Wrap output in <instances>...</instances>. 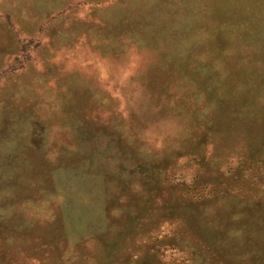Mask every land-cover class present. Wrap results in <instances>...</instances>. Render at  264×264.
<instances>
[{
    "label": "rangeland",
    "instance_id": "1",
    "mask_svg": "<svg viewBox=\"0 0 264 264\" xmlns=\"http://www.w3.org/2000/svg\"><path fill=\"white\" fill-rule=\"evenodd\" d=\"M0 264H264V0H0Z\"/></svg>",
    "mask_w": 264,
    "mask_h": 264
},
{
    "label": "trees",
    "instance_id": "2",
    "mask_svg": "<svg viewBox=\"0 0 264 264\" xmlns=\"http://www.w3.org/2000/svg\"><path fill=\"white\" fill-rule=\"evenodd\" d=\"M218 21L219 22H216V18H213V25L210 26V29L208 28V31H207V29H205L203 34H205L206 36H213L214 34H213V32H211V29H212V30H216V31L218 30L221 32L225 31V32H227V35H234L241 28V25L238 23L237 24L235 23L234 25L229 23V25H227L229 20H225V22L222 20H218ZM166 32H168V31L166 30ZM177 32L180 34L185 33V34H187L188 37H190L192 35L190 32H194V31H187L185 28V29H183V31L175 30L174 34H177ZM240 39L241 40L239 42L242 43L243 39L242 38H240ZM230 43H231L230 40L225 39L222 42H217V44L215 46L210 45V49H211L210 52L212 53V56H209V55L204 56L199 61V62H201L203 60L204 64L198 65L196 63V65H198L200 67H210L209 69H213L214 68L213 65L216 64L213 62L216 60V61H220L221 65L219 67L221 69H228L227 67L229 66V63L227 61V55H228L227 52H228L229 48L231 47ZM214 56H215V58H214ZM225 88H226V86L225 87H219L218 90L220 92H225V90L227 91L228 89H230V87L227 89H225ZM195 116H199V114L195 113ZM186 129H188L187 132H189V134L191 133V131L194 130L193 128H189V127H187ZM9 182L10 181H8V183ZM11 189H13V185L10 183L7 185V189L3 193L4 199H6L7 201H10V202L19 201L18 200L19 197H17L18 195H11V193H10ZM16 208L22 209L23 205L21 203H18ZM24 216H25V218H27L25 214L23 215V217ZM51 242L54 246H56L58 248H59V245L61 246L59 239L58 240H51ZM56 259H57V257H56Z\"/></svg>",
    "mask_w": 264,
    "mask_h": 264
}]
</instances>
